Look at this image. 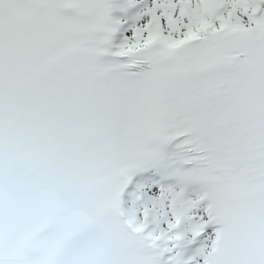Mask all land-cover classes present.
Masks as SVG:
<instances>
[{"label": "bare ground", "instance_id": "6f19581e", "mask_svg": "<svg viewBox=\"0 0 264 264\" xmlns=\"http://www.w3.org/2000/svg\"><path fill=\"white\" fill-rule=\"evenodd\" d=\"M163 3V0L160 1ZM173 7H177V13L175 16L169 20L165 14L162 12L159 16L162 17L161 28L166 31L171 39V42L174 46H177L181 43H187L186 35L191 34L193 37H198L200 35V31L197 29L196 24L190 25L182 22H176L178 18V12L180 13H190L193 14V10L195 5L190 0H174V3L171 5ZM236 7V15L241 18L242 14L245 12L241 9L237 4H233ZM142 19V18H141ZM148 19H142L136 26H134L129 33V42L128 47L132 49H136L137 47L143 46L144 43L149 39L144 30V23H146ZM138 37V39H137ZM136 202L129 201V213L132 214L136 221H140L141 224H144L143 213L145 212V208L143 206H136ZM173 221V216L169 215L167 218H161L158 226L163 227L165 230H168V226Z\"/></svg>", "mask_w": 264, "mask_h": 264}]
</instances>
